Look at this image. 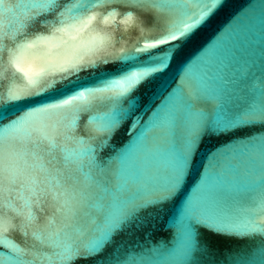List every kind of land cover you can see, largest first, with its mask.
I'll list each match as a JSON object with an SVG mask.
<instances>
[{
  "label": "water",
  "instance_id": "water-1",
  "mask_svg": "<svg viewBox=\"0 0 264 264\" xmlns=\"http://www.w3.org/2000/svg\"><path fill=\"white\" fill-rule=\"evenodd\" d=\"M0 264H264V0H0Z\"/></svg>",
  "mask_w": 264,
  "mask_h": 264
}]
</instances>
